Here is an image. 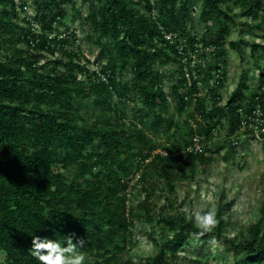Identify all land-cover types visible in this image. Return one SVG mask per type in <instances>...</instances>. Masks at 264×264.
<instances>
[{
    "label": "trees",
    "instance_id": "trees-1",
    "mask_svg": "<svg viewBox=\"0 0 264 264\" xmlns=\"http://www.w3.org/2000/svg\"><path fill=\"white\" fill-rule=\"evenodd\" d=\"M37 1V14L50 3L58 10L36 18L42 26L35 39H30L29 27L14 22L18 7L13 0H2L8 8L0 9V21L9 27L2 29L10 34L11 45L10 51L2 50L0 55V264H40L28 253L34 235L62 241L72 233L74 243L77 238L85 240L82 250L93 264H132L131 258L120 253L133 237L127 226L132 220L124 224L121 218L127 206L125 187L132 177L134 185H144L143 198L126 214L168 234L162 242H155L158 250L149 264H190L180 262L179 257L192 243L190 234L196 229L192 220L176 213L171 176L183 166H203L211 159L213 150L205 140L223 126L222 121L230 150L242 136L254 135L240 122L243 118L247 122L255 107L264 116V67L259 68L260 80L251 92L256 97L251 108L233 102V97L243 96L244 76L226 99L225 108H206L198 85L204 84V75L211 68L218 75L221 72L227 24L236 20L230 4L239 2L253 15L264 12V0H198L199 8L193 7L198 10V20L221 25L216 34L212 30L198 36H191L188 27L189 4L196 0H86L84 18L91 28L87 38H97L104 45L97 55L104 56L105 63L94 70L80 50L67 48L66 34L75 37L72 29L65 27L62 36L49 37L47 29L54 22H67L61 9L63 0ZM24 6L22 1L19 9ZM162 7L160 14L152 12ZM173 32L177 36L166 38ZM1 41L5 36L0 32ZM228 45L242 55L238 41ZM188 49L195 53L205 49L212 59L198 63L187 54ZM249 49L250 57L255 58L264 53V42H253ZM58 50L61 54L54 60L46 58V53ZM170 60L176 63L177 76L169 80L167 92L153 64ZM126 70L130 76L125 82L117 74ZM166 93L178 106H166ZM85 99L89 103L82 109ZM132 99L138 103L133 109L138 118L125 121L116 111L122 109L124 100ZM189 103L194 104L195 114ZM196 114L203 124L191 122ZM180 116H184L185 129ZM106 119L108 126L104 125ZM139 121H146L154 134L162 128L159 134L168 140L155 144ZM194 137L200 150L194 149ZM154 171L163 182L166 211L164 206L154 210L149 200L151 187L159 188L154 185ZM225 207L217 205L219 223L200 241L213 237L228 245L230 264H259L264 259V214L245 234L230 237L225 232ZM112 256H116L114 260L108 259Z\"/></svg>",
    "mask_w": 264,
    "mask_h": 264
},
{
    "label": "rangeland",
    "instance_id": "rangeland-1",
    "mask_svg": "<svg viewBox=\"0 0 264 264\" xmlns=\"http://www.w3.org/2000/svg\"><path fill=\"white\" fill-rule=\"evenodd\" d=\"M17 8V18L13 19L18 26L29 27L31 30L30 39H35L41 34L42 23L36 20V18L48 17L54 15L57 12V6L50 3L47 5L45 11L37 14V0H13ZM24 2V9H19L20 4ZM54 0H50L53 2ZM59 1V0H57ZM141 2L143 0H136ZM154 2L155 0H151ZM191 17L188 23L189 34L191 36H198L199 34L207 33L212 30L215 34L219 32L220 26L218 23L212 24L211 22H201L198 20V10L194 11L193 7L199 8V1H190ZM86 0H63L61 9L66 14V23L54 22L50 28L47 29L49 37H53L56 34L62 36L64 34V28L73 30L75 37L74 40L70 35L68 36L69 43L67 48H73L80 50L88 62L90 70L98 69L97 64L105 63L104 56H98L97 52L100 50L101 44L97 38L88 39L87 34H90V23L85 20V7ZM8 8L7 3H3L0 0V9ZM230 14L235 15V23L229 22L228 31L223 39L222 49L225 51L224 56L220 60V74L216 73L212 68L204 75V84L199 83L198 88L201 90L200 95L205 99L206 108L212 106H218L225 108L226 99L231 96L232 91L239 84L240 77L244 76L245 87L242 86L243 96L233 97L234 104L243 103L247 108H251L255 103L256 97L252 96L256 88L257 82L260 80L259 68L264 67V53L258 54L257 57H250L249 45L253 42H264V12L256 11L253 15H250L247 11V6H243L241 3L230 4ZM165 7L153 9V13L160 14ZM42 14V15H41ZM60 18V19H59ZM58 21H63L62 17L57 16ZM25 20H28L27 23ZM212 24V25H211ZM0 32L5 36V41L0 42V55L2 50H11L9 43V33L2 28H9L4 21H0ZM211 29H210V28ZM69 32V31H66ZM182 35V33L180 34ZM177 36V33L173 32L168 34L166 38ZM238 41L241 46V54L230 48L229 42ZM168 52V50H167ZM60 51H56L55 54L46 53V58L54 60L59 56ZM189 56H191L196 62L204 64L205 61L212 59L207 50L201 49L200 53L192 52L188 49ZM242 57V58H241ZM258 61V67L256 62ZM97 62V63H95ZM52 64V63H51ZM204 67V65H203ZM203 67L201 70L204 71ZM153 70H159L163 77L162 87L168 92L169 80H175L177 76L176 63L170 60L166 64L155 62L153 64ZM118 77H122L123 81L129 80L130 72L124 71L123 74H117ZM130 94L129 96H131ZM166 106L173 108L178 103L175 102L173 96L166 93ZM219 96L218 100L213 99V96ZM250 96L252 98H250ZM216 101V102H214ZM89 103V99H85L82 102L81 108L85 109L86 104ZM138 103L132 99L124 100L122 103V109L117 108V115L124 117L125 121L137 120V116L134 114V110ZM190 104V110L195 111L193 103ZM249 110V109H248ZM124 114V116H122ZM195 114V112H194ZM184 117V116H183ZM179 117L181 126L184 119ZM242 118V116H241ZM196 120L200 124H203V120L196 114L191 119V122ZM222 121L221 118H219ZM138 122V121H137ZM140 122V125L148 134V137L153 140L155 144L163 142L167 137L161 136L159 133L163 132V129H159V133L154 134L153 130L149 128L148 123L145 121ZM223 126L216 128V131L206 139V143L213 150L211 159L205 165H193L192 168L183 166L182 171H178L172 174L171 179L174 188V197L176 199V213L182 214L187 220L191 219V212L197 207H215L220 203L226 204L224 221L225 232L230 237L237 233H244L246 229L258 222L260 217L264 214V140L257 139L251 135H244L240 138L233 150L229 148V142L227 138V127L224 121ZM104 125L108 126V119L104 121ZM242 125V122H240ZM243 126V125H242ZM174 128L172 125L171 129ZM181 129L178 128V136ZM161 136V137H160ZM161 140V141H160ZM162 148L159 146V150ZM163 153V151H161ZM147 161V160H146ZM146 168L148 166L145 165ZM152 168V167H151ZM153 179L154 185L159 187L158 190L151 187V198L149 199L154 210H158L164 206L166 211V201L162 190H164L163 182L158 179L157 172L154 171ZM135 177H132L125 187V200L126 205L124 213L121 215L124 224H128L132 220V224L127 226L132 231L133 237L126 246L125 251L120 252L126 254L131 258L132 264H149L157 250L158 245L155 242H162L163 239L168 236L167 232L155 226L154 230L143 220L131 219L126 214L129 211L130 206H135L142 200L143 196V184L134 185ZM164 211V212H165ZM93 226V222L90 224ZM245 234V233H244ZM262 244L264 247V223L261 229ZM244 236V235H242ZM190 245L185 246V251L181 253L179 261L182 263L190 262L193 264H230L233 259L231 258V248L225 243L215 242L213 243V237L207 241H194L192 239ZM119 253V254H120ZM86 256V264H93L92 259L84 252ZM168 254V251H167ZM182 256V257H181ZM116 256L108 257L110 260H114ZM178 259V257H177ZM264 264V259L259 262Z\"/></svg>",
    "mask_w": 264,
    "mask_h": 264
},
{
    "label": "clouds",
    "instance_id": "clouds-1",
    "mask_svg": "<svg viewBox=\"0 0 264 264\" xmlns=\"http://www.w3.org/2000/svg\"><path fill=\"white\" fill-rule=\"evenodd\" d=\"M191 219L196 231L192 232L190 236L196 242L200 241L205 235L212 233L219 223L217 210L211 206L193 209ZM74 237L75 234L72 233L61 241L34 235L28 253L40 264H86V256L82 250L85 248V240L77 238L74 243ZM212 242H216L215 238Z\"/></svg>",
    "mask_w": 264,
    "mask_h": 264
},
{
    "label": "built area",
    "instance_id": "built-area-1",
    "mask_svg": "<svg viewBox=\"0 0 264 264\" xmlns=\"http://www.w3.org/2000/svg\"><path fill=\"white\" fill-rule=\"evenodd\" d=\"M247 122H245L244 118L242 119V125H247L254 132V137L257 139L264 140V116L258 107H255L251 115L247 118ZM194 140V149L200 150V143L198 142L197 137L193 138Z\"/></svg>",
    "mask_w": 264,
    "mask_h": 264
}]
</instances>
